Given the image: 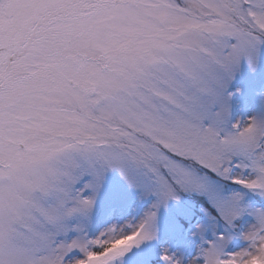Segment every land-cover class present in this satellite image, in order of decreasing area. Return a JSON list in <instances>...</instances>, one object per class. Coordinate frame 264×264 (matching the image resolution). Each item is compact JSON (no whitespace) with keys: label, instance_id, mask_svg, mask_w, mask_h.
Masks as SVG:
<instances>
[{"label":"snow or ice","instance_id":"obj_1","mask_svg":"<svg viewBox=\"0 0 264 264\" xmlns=\"http://www.w3.org/2000/svg\"><path fill=\"white\" fill-rule=\"evenodd\" d=\"M0 264H264V0H0Z\"/></svg>","mask_w":264,"mask_h":264}]
</instances>
